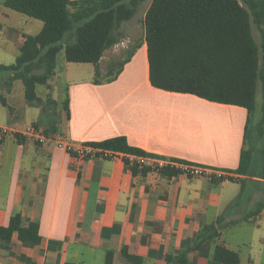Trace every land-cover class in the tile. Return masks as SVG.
Wrapping results in <instances>:
<instances>
[{
	"label": "crops",
	"instance_id": "crops-1",
	"mask_svg": "<svg viewBox=\"0 0 264 264\" xmlns=\"http://www.w3.org/2000/svg\"><path fill=\"white\" fill-rule=\"evenodd\" d=\"M2 1L1 38L16 37L19 47L29 35L19 34L14 11ZM116 34L126 38L119 28ZM133 47L130 60L108 83L102 80L112 62L103 68L102 61L110 49L99 63L101 84L94 83L93 65L68 67L70 75L90 74L69 79L65 91L52 97L62 110H48L45 133L56 131L73 145L123 136L132 147L205 169L207 176L167 178L155 171L134 176L122 155L81 160L53 143L38 144L13 133L16 129L7 136L1 128L0 226L19 211L23 227L37 223L41 240L35 244L13 235L8 244L0 241V264H132L122 256L124 249L141 264H167L168 255L188 248L201 229L220 217L222 224H230L218 239L187 253L188 264H219L213 260L217 244L237 252L239 264H264V179L234 173L246 109L152 87L144 29ZM218 175L225 179L214 182L211 177ZM247 181L263 198L262 209L250 218L257 207L244 211ZM234 183L243 191L239 203L231 205L240 193L231 190Z\"/></svg>",
	"mask_w": 264,
	"mask_h": 264
},
{
	"label": "trees",
	"instance_id": "trees-1",
	"mask_svg": "<svg viewBox=\"0 0 264 264\" xmlns=\"http://www.w3.org/2000/svg\"><path fill=\"white\" fill-rule=\"evenodd\" d=\"M143 1L3 0L1 5L4 8L42 22L36 35L24 37L14 65L0 68L8 72L6 88L9 89L13 81L20 80L25 100L30 104L39 103L35 87L45 85L54 76L56 56L61 49L68 63L93 65L94 83L101 84L99 63L104 53L119 43L116 31L122 23L133 18ZM252 23L259 33V45L252 35ZM142 24L151 86L246 109L243 148L234 173L247 177L259 175L264 179V0H150ZM134 49L129 50L116 70L109 67L102 80L104 83L118 76ZM36 71L42 72L37 74ZM258 87L261 105L253 124ZM0 103L11 112L1 95ZM252 127V142L249 143ZM255 142L263 156L257 174L251 170ZM85 145L113 156L122 155L134 176H143L151 169L131 162L129 157L161 158L130 146L123 136ZM159 174L171 178L182 172L166 167ZM211 179L222 182L225 178L212 176ZM227 180L235 181L231 177ZM242 191L243 185L231 205L239 203ZM261 209L259 203L256 212L248 218ZM221 221L220 217L214 224L206 225L188 248L175 256L168 255L166 263L188 264L187 253L198 250L206 241L218 239L221 231L230 224ZM13 235L19 240L32 239L35 244L41 240L37 223L23 227L19 211L10 217L6 226H0V241L4 244L10 243ZM122 256L132 264L142 263L125 249ZM213 260L219 264H239L240 261L237 252L221 244L215 246Z\"/></svg>",
	"mask_w": 264,
	"mask_h": 264
},
{
	"label": "rangeland",
	"instance_id": "rangeland-1",
	"mask_svg": "<svg viewBox=\"0 0 264 264\" xmlns=\"http://www.w3.org/2000/svg\"><path fill=\"white\" fill-rule=\"evenodd\" d=\"M150 0H144L136 10L133 18L127 22L122 23L121 28L119 27V32L125 33L126 38H119V43L117 46L112 47L105 54V59L102 61V67L106 68L109 66V62H112L113 70L117 69L118 63L123 61L127 56L129 50L135 45L138 41V38L142 36L143 30V17ZM16 16L15 26L19 29V34L23 35H35L39 32L42 22L30 19L25 17L19 13H12ZM252 35L254 41L257 45H259V33L256 26L252 23ZM133 40V41H132ZM122 43V44H120ZM19 55V47L16 42V37H10L8 40H4L0 35V68L5 67L9 68L14 65L16 58ZM77 64L68 63L64 57V50L61 49L56 57V70H55V78L57 80V86H54V77H51L45 85H37L35 87V93L40 99V102L37 104H30L25 100L24 97V88L20 80H15L10 85L11 90L6 88L5 83L7 82L8 72L6 70H0V95L5 99L7 105L13 109L12 112L8 110V108L2 106L0 103V134L2 129H5L7 136H13L12 130L16 129L13 133H18L20 135L25 134L31 141L37 142L38 144H44L47 142L53 143L54 135L57 133L56 131H50L49 134L45 133L44 127H42L44 122L48 120L49 111L58 113V111L62 110V104L53 103L52 97L57 99V97L61 94V92L65 91L66 82L69 79H76L77 77L80 79L82 76H86L90 74V72L82 71L77 76L72 73L70 75V69L68 67H74ZM91 66V65H85ZM42 71H36L35 73L39 74ZM5 79V83L3 79ZM10 91V92H9ZM256 101V112L253 116V124H255L258 115L259 108L261 105V95L259 91V87L255 96ZM49 110V111H48ZM252 128H250L249 143L252 142ZM252 135V136H251ZM39 137H43L44 140L41 142ZM251 144L247 145V148L250 147ZM252 148V146H251ZM262 153L261 148L257 142L253 145V159L251 170L253 173L257 174L260 172L261 163H262ZM251 181H247L245 184V190L243 198V202L245 201V210H255L257 204L263 202V198H259L260 191L255 190L254 185ZM231 190H235V193L240 192V184H231ZM264 186V185H262ZM264 192V187L263 191Z\"/></svg>",
	"mask_w": 264,
	"mask_h": 264
},
{
	"label": "built area",
	"instance_id": "built-area-1",
	"mask_svg": "<svg viewBox=\"0 0 264 264\" xmlns=\"http://www.w3.org/2000/svg\"><path fill=\"white\" fill-rule=\"evenodd\" d=\"M39 140L43 142L44 138L39 137ZM54 144L63 149L65 152L72 154L78 159L87 160L90 158H111L114 157L109 152H102L97 148L82 144L73 145L68 142L66 137L62 134L56 133L53 138ZM131 162H136L137 164L145 167H149L151 171L159 173L161 169L166 167L179 169L182 173L193 176V177H206L207 171L199 167H191L186 164H178L173 161L163 160L162 158H156L154 160H148L145 157H129ZM222 175H218V178Z\"/></svg>",
	"mask_w": 264,
	"mask_h": 264
}]
</instances>
